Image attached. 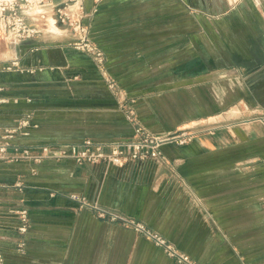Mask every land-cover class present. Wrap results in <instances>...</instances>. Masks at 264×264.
Wrapping results in <instances>:
<instances>
[{
    "label": "crops",
    "instance_id": "crops-1",
    "mask_svg": "<svg viewBox=\"0 0 264 264\" xmlns=\"http://www.w3.org/2000/svg\"><path fill=\"white\" fill-rule=\"evenodd\" d=\"M81 6L106 70L68 44L75 35L58 9L78 15ZM28 19L40 37L0 39V143L28 115V133L13 142L57 147L130 138L123 99L149 130L186 128L192 136L164 144V162L0 159L4 264H179L73 196L142 222L201 264H264V128L190 130L237 101L248 83L240 72L264 66L263 1L53 0ZM19 208L30 218L25 252Z\"/></svg>",
    "mask_w": 264,
    "mask_h": 264
},
{
    "label": "built area",
    "instance_id": "built-area-1",
    "mask_svg": "<svg viewBox=\"0 0 264 264\" xmlns=\"http://www.w3.org/2000/svg\"><path fill=\"white\" fill-rule=\"evenodd\" d=\"M53 0H0V39L23 40L38 38L42 34L41 29L28 19V14L49 6ZM78 15L72 14L65 7L58 9V17L62 23L68 25L75 38L68 44L73 48L88 52L96 61L101 70L105 68V57L103 51L89 37V27L83 22L85 17L83 6L80 7ZM18 65L13 61L6 68L10 69ZM105 79L111 89L116 90V81L106 71ZM121 107L124 109L126 118L133 126V135L130 138H120L110 142H96L90 139L82 144L53 147L41 145L31 147L13 142L12 139L19 131H25L30 124V115L19 120L18 125L7 130L4 140L0 143V159L7 161H33L42 162L46 159L71 158L78 163H100L117 164L129 160L152 159L158 162L167 160L162 146L166 143L178 145L186 144L192 134L186 129H177L173 132L157 133L146 128L138 119L135 108L127 100L123 99ZM24 133V132H23ZM80 201L81 207L95 209L99 217L119 221L127 227H131L156 245L163 248L165 253L174 258L179 264H201L180 251L173 243L164 236L153 231L145 224L133 218L124 216L118 212L101 207L96 203H90L86 198L73 196ZM18 220L17 230L20 235L18 248L25 252V235L30 229L29 212L26 208L15 210ZM0 264H4V256L0 254Z\"/></svg>",
    "mask_w": 264,
    "mask_h": 264
},
{
    "label": "rangeland",
    "instance_id": "rangeland-1",
    "mask_svg": "<svg viewBox=\"0 0 264 264\" xmlns=\"http://www.w3.org/2000/svg\"><path fill=\"white\" fill-rule=\"evenodd\" d=\"M262 1L264 3V0ZM259 64L258 67L255 66L256 69L248 66V71L240 72L241 78L248 79V83L243 87L240 86V97L228 110L222 112L216 121L201 123L190 130L201 131L207 127L217 125H227L229 127L250 125L264 128V66L259 67ZM186 130L189 131V129Z\"/></svg>",
    "mask_w": 264,
    "mask_h": 264
}]
</instances>
